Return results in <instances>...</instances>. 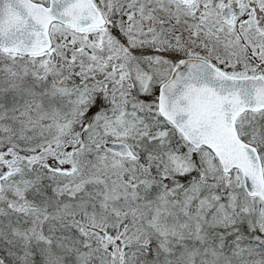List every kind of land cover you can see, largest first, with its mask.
I'll list each match as a JSON object with an SVG mask.
<instances>
[{
	"label": "snow or ice",
	"instance_id": "snow-or-ice-1",
	"mask_svg": "<svg viewBox=\"0 0 264 264\" xmlns=\"http://www.w3.org/2000/svg\"><path fill=\"white\" fill-rule=\"evenodd\" d=\"M0 264H264V0H0Z\"/></svg>",
	"mask_w": 264,
	"mask_h": 264
}]
</instances>
